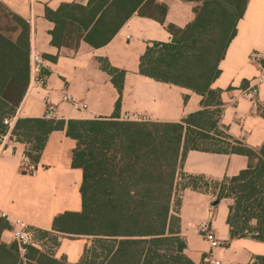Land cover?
<instances>
[{"label":"trees","instance_id":"obj_1","mask_svg":"<svg viewBox=\"0 0 264 264\" xmlns=\"http://www.w3.org/2000/svg\"><path fill=\"white\" fill-rule=\"evenodd\" d=\"M185 1L197 4L193 21L184 28L166 25L171 43L149 46L140 58L139 73L202 96L199 111L178 123L114 117L15 121L11 133L26 146L25 156L32 165L37 164L51 132L65 130L74 141L71 166L82 172L81 210L56 217L53 230L92 239L78 264H193L183 253L178 192L186 187L205 191L208 183L202 176L181 174L177 185V171L190 150L247 158L246 169L213 182V194L215 201L232 200L226 219L232 239L264 242V146L252 149L227 134L219 125L220 91L211 89L249 0ZM133 14L164 25L166 6L156 0H88L85 6L67 3L45 10L46 19L54 25L52 45L74 52L81 42L92 48L106 45ZM2 20L0 135L7 132L3 122L15 116L29 81V26L0 4ZM98 62L120 94L123 71L106 60ZM5 227L0 223V230ZM23 259L15 241L0 245V264H69L65 258L57 260L50 252L34 248H28ZM252 264H264V257H255Z\"/></svg>","mask_w":264,"mask_h":264},{"label":"crops","instance_id":"obj_2","mask_svg":"<svg viewBox=\"0 0 264 264\" xmlns=\"http://www.w3.org/2000/svg\"><path fill=\"white\" fill-rule=\"evenodd\" d=\"M166 6L164 25L158 21L133 14L104 46L92 48L84 42L77 51L58 49L51 43L52 22L45 10H56L62 4L85 6L88 0H0L9 12L23 19L29 26V58L37 54L43 60L41 71L32 75L24 97L11 118L6 139L0 148V245L14 242L12 226L1 217L21 219L38 231L56 239L50 253L55 259L65 258L69 264H78L85 249L92 244L87 236H72L53 230V221L64 213L81 210L80 185L82 172L71 166L74 141L65 130L51 132L36 165H22L26 146L15 140L11 131L17 119L47 117V102L54 108L55 120H97L114 117L120 121L178 123L187 115L201 109L202 96L172 84L155 81L139 73L140 58L153 43L169 44L171 34L166 25L184 28L194 19L196 3L185 0H156ZM261 55L264 65V0H249L236 25V34L218 64L219 76L211 89L220 91L219 125L227 134L247 147L264 146V108L253 109L243 95L249 83L259 74L257 66L248 62L250 52ZM106 60L112 68L123 71L119 94L112 77L100 68L98 60ZM30 66V64L28 63ZM43 80L35 84V77ZM69 95L87 105L77 111L63 100ZM259 101L264 103V83L259 86ZM118 103V108L116 107ZM144 118L134 121L133 117ZM247 158L238 154H220L190 150L177 171L180 176H202L207 181H220L236 176L246 169ZM180 206V236L185 240L184 255L193 264H202L209 255L221 264H252L257 256L264 257V242L249 237H230L226 223L231 199H221L217 205L213 193L184 188L178 192ZM175 212L173 208L172 213ZM210 222L220 241V248L211 249L195 229ZM23 259V256L20 255Z\"/></svg>","mask_w":264,"mask_h":264},{"label":"built area","instance_id":"obj_3","mask_svg":"<svg viewBox=\"0 0 264 264\" xmlns=\"http://www.w3.org/2000/svg\"><path fill=\"white\" fill-rule=\"evenodd\" d=\"M248 62L257 66L259 69V74L249 83V85L243 91V95L250 100L253 109L256 110L259 107L264 108V103L260 102L258 98L259 86L264 83V65L261 64L260 53L256 51L250 52L248 55ZM29 64L30 73L32 75H38L41 71L43 60L37 54H32ZM35 84L42 85L43 80L37 76L35 77ZM63 100L69 102L73 109L77 111H85L87 109L86 103L78 102L69 95H65ZM47 103V117L51 118L54 108L51 104H49V102ZM133 119L134 121H144V118L140 119L137 116H134ZM3 123L8 127L11 123V119H6ZM6 134L7 132L4 135H0V148L5 142ZM30 164L29 158L24 156L22 158V165L30 166ZM1 217L11 224V236L18 245V251L20 255L24 256L27 253L28 248H34L42 252H50L52 250L53 247L48 244L47 238L39 237L38 231L26 222L22 221L21 219L11 218L4 213L1 214ZM195 232L209 244L211 249L220 248L222 246L220 241L216 238L211 228L210 222L201 223L195 229ZM201 261L202 264H221L217 259H214L209 255L203 256Z\"/></svg>","mask_w":264,"mask_h":264},{"label":"rangeland","instance_id":"obj_4","mask_svg":"<svg viewBox=\"0 0 264 264\" xmlns=\"http://www.w3.org/2000/svg\"><path fill=\"white\" fill-rule=\"evenodd\" d=\"M0 26L2 28H4V26H5V21L4 20H2L0 22ZM207 183H208V186H207V188H205V191H209L210 193H215L216 192V187H215L214 183L210 182V181H207ZM53 239H54L53 237L47 236V241L50 242L51 245L54 243Z\"/></svg>","mask_w":264,"mask_h":264},{"label":"water","instance_id":"obj_5","mask_svg":"<svg viewBox=\"0 0 264 264\" xmlns=\"http://www.w3.org/2000/svg\"><path fill=\"white\" fill-rule=\"evenodd\" d=\"M218 201H214L213 203H211V206H215L217 205Z\"/></svg>","mask_w":264,"mask_h":264}]
</instances>
